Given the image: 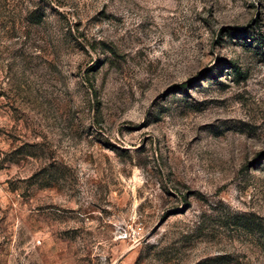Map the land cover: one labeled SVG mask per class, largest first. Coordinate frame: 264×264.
I'll use <instances>...</instances> for the list:
<instances>
[{"label":"rangeland","instance_id":"obj_1","mask_svg":"<svg viewBox=\"0 0 264 264\" xmlns=\"http://www.w3.org/2000/svg\"><path fill=\"white\" fill-rule=\"evenodd\" d=\"M0 264H264V0H0Z\"/></svg>","mask_w":264,"mask_h":264}]
</instances>
